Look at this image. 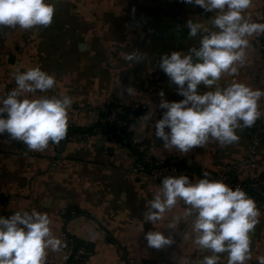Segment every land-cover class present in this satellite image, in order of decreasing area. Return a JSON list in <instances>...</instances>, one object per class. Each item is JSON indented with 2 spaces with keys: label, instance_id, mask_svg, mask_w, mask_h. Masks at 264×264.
<instances>
[{
  "label": "crops",
  "instance_id": "obj_1",
  "mask_svg": "<svg viewBox=\"0 0 264 264\" xmlns=\"http://www.w3.org/2000/svg\"><path fill=\"white\" fill-rule=\"evenodd\" d=\"M52 2L53 22L46 27L0 26V96L17 86V69L39 65L55 75L56 84L37 94L72 97L68 123L76 126L74 131L95 128L101 104H138L144 108L146 120L136 129L137 137L148 142L154 154L184 157L197 174L203 170L213 173L246 158L250 147L247 127L236 130L238 141L222 146L210 137L188 153L165 148L162 138L155 136V122L165 111L159 107L160 90L169 101L183 99L177 85L159 68L160 58L173 50L187 53L191 47H199L205 33L189 36L186 22L191 18L212 29L215 12L184 0ZM246 11L252 20L262 21L264 0H253ZM260 37H249L245 62L237 65V73L222 74L219 86L236 80L264 88V56L257 48ZM133 51L141 54L139 61L125 58ZM127 86L136 89L134 95L127 94ZM216 86L201 83L198 91ZM260 105L264 109V97ZM257 121L264 128V115ZM252 163L240 168L235 179L264 176V142ZM160 187V182L139 175L130 159L96 138L59 146L50 141L40 151L27 149L7 132L0 134V215L32 209L48 213L54 235L62 240L67 234L75 246L85 245L92 251L83 264H194L210 254L194 243L192 218L183 217L187 205L182 200L161 220H144L148 202ZM258 208L259 223L250 233L252 257L246 264H258L257 257L264 256V206ZM176 216L180 220L175 228H168ZM151 230L171 234L173 243L160 249L149 247L145 233ZM220 255L219 264H227V254ZM53 256L65 262L69 253L61 247L49 250L48 257Z\"/></svg>",
  "mask_w": 264,
  "mask_h": 264
},
{
  "label": "clouds",
  "instance_id": "obj_2",
  "mask_svg": "<svg viewBox=\"0 0 264 264\" xmlns=\"http://www.w3.org/2000/svg\"><path fill=\"white\" fill-rule=\"evenodd\" d=\"M184 2L215 12L211 18L214 28L189 18V36L205 33L199 47L161 56L159 68L177 85L183 99L169 101L161 89L159 107L165 111L154 127L155 136L162 138L165 148L188 153L193 147L205 145L210 137L222 146L238 141L236 130L253 126L264 115L260 105L264 88L236 80L226 87L217 83L222 74L237 73V65L245 62L249 37L264 34V21L252 20L247 14L253 0ZM54 13L52 0H0V26L46 27L52 24ZM125 58L139 61L141 54L133 51ZM14 78L17 86L0 96V134L7 132L31 150L42 151L50 141L58 144L67 134L72 97L38 95V90L46 92L56 84L55 75L39 65L17 69ZM201 83L217 86L201 93ZM125 91L132 96L136 89L127 86ZM161 184L148 202L144 220H161L182 200L187 205L183 217L192 218L194 243L210 253L194 264H219L222 253L227 254V264H246L251 259L250 233L259 223L260 209L244 189L209 179L207 173L195 182L184 174L165 176ZM179 220L180 216L174 217L167 227L174 229ZM52 225L49 214L36 209L0 215V264H46L49 250L58 251L63 245ZM145 239L149 247L157 249L173 243L172 235L161 230L147 231ZM257 260L264 264V256Z\"/></svg>",
  "mask_w": 264,
  "mask_h": 264
},
{
  "label": "built area",
  "instance_id": "obj_3",
  "mask_svg": "<svg viewBox=\"0 0 264 264\" xmlns=\"http://www.w3.org/2000/svg\"><path fill=\"white\" fill-rule=\"evenodd\" d=\"M262 21H264V17ZM257 48L264 56V34H261ZM142 109L144 108H141L138 104L131 107H124L117 102L101 104L97 108L98 124L95 128L74 131L76 126L68 123L66 136L58 144H55L59 146L69 142H80L96 138L116 149L121 157L130 159L139 175L148 176L155 182L161 183L162 178L165 176H178L181 174L188 175L192 180L194 178L201 179L207 173L209 179L223 180L233 188L241 187L254 198L258 207L264 206V176L232 181V177L236 176V172L240 168L247 165L253 166L252 161L264 142V128L259 121H256L253 126L247 127L250 147L243 161L228 164L213 173L203 170L197 174L186 158L181 156L168 158L163 154H154L148 142L137 137L136 129L140 128L146 120V115L136 113L137 110ZM62 241L63 251L69 253L67 260L62 262L58 257H47L46 264H83L90 260L93 255L92 251L85 245L76 247L72 238L67 234H63ZM147 264L163 263L150 262Z\"/></svg>",
  "mask_w": 264,
  "mask_h": 264
},
{
  "label": "water",
  "instance_id": "obj_4",
  "mask_svg": "<svg viewBox=\"0 0 264 264\" xmlns=\"http://www.w3.org/2000/svg\"><path fill=\"white\" fill-rule=\"evenodd\" d=\"M137 114H142V110H137L136 111ZM103 145H104V142L102 141ZM235 177L233 176L232 177V181H234Z\"/></svg>",
  "mask_w": 264,
  "mask_h": 264
},
{
  "label": "trees",
  "instance_id": "obj_5",
  "mask_svg": "<svg viewBox=\"0 0 264 264\" xmlns=\"http://www.w3.org/2000/svg\"><path fill=\"white\" fill-rule=\"evenodd\" d=\"M77 247V246H76Z\"/></svg>",
  "mask_w": 264,
  "mask_h": 264
}]
</instances>
